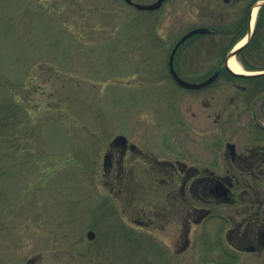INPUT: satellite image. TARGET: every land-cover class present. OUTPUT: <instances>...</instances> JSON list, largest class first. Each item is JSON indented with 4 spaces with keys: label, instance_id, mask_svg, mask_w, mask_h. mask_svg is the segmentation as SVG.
I'll return each instance as SVG.
<instances>
[{
    "label": "rangeland",
    "instance_id": "1",
    "mask_svg": "<svg viewBox=\"0 0 264 264\" xmlns=\"http://www.w3.org/2000/svg\"><path fill=\"white\" fill-rule=\"evenodd\" d=\"M197 1L149 14L123 0H0V115L11 105L20 122L0 142V264H130L117 253L159 263L158 248L127 241L112 210L124 200L102 189L100 170L116 133L173 128L160 122L172 90L154 94L148 81L204 24Z\"/></svg>",
    "mask_w": 264,
    "mask_h": 264
},
{
    "label": "flooded vegetation",
    "instance_id": "2",
    "mask_svg": "<svg viewBox=\"0 0 264 264\" xmlns=\"http://www.w3.org/2000/svg\"><path fill=\"white\" fill-rule=\"evenodd\" d=\"M261 1H197V19L204 24L193 30L209 32L185 41L174 69L193 84L216 78L185 89L169 70V56L166 77L148 83L154 94L165 84L172 90L160 122L169 119L173 128L158 136L133 126L129 133H116L104 151L99 183L125 203L121 213L112 209L113 217L127 231L128 242L133 237L136 245L158 248V264H264ZM231 56L241 74L230 69ZM119 136L125 139L115 141ZM95 227L87 232L90 243H99ZM115 260L135 264L118 253Z\"/></svg>",
    "mask_w": 264,
    "mask_h": 264
},
{
    "label": "water",
    "instance_id": "3",
    "mask_svg": "<svg viewBox=\"0 0 264 264\" xmlns=\"http://www.w3.org/2000/svg\"><path fill=\"white\" fill-rule=\"evenodd\" d=\"M129 5H133L134 7H136L137 9L139 10H149V11H152V10H156V9H159L162 4L164 3V1L166 0H158L157 2L153 3V4H150V5H144V4H139V3H135L133 0H125ZM262 6L264 5V2L259 4L258 6ZM209 31L208 29L206 28H200V29H196V30H193L191 31L190 33H188L187 35H185L178 43L177 45L175 46L174 50H173V53L171 55V60H170V68H171V73L174 77V79L176 80V82L181 85L182 87H185V88H188V89H199V88H202L204 86H207L208 84H210L216 77L213 76L211 77L210 79H208L207 81L201 83V84H192V83H189V82H186L184 80H182L181 78H179V76L177 75L175 69H174V65H173V62H174V57L176 55V52L178 50V48L187 40L189 39L190 37L194 36V35H197V34H207ZM233 55V53L231 54ZM125 139L123 136L121 137H118L115 139V141H119V140H123ZM105 164H106V159H105ZM89 239L93 240L94 239V234L92 232L89 233L88 235Z\"/></svg>",
    "mask_w": 264,
    "mask_h": 264
},
{
    "label": "trees",
    "instance_id": "4",
    "mask_svg": "<svg viewBox=\"0 0 264 264\" xmlns=\"http://www.w3.org/2000/svg\"><path fill=\"white\" fill-rule=\"evenodd\" d=\"M11 107V105H6V107L4 108L5 115H0V142L5 140V132L13 131V129L17 128L16 126L20 124L19 120H15V115L13 114V107L12 110H10Z\"/></svg>",
    "mask_w": 264,
    "mask_h": 264
},
{
    "label": "bare ground",
    "instance_id": "5",
    "mask_svg": "<svg viewBox=\"0 0 264 264\" xmlns=\"http://www.w3.org/2000/svg\"><path fill=\"white\" fill-rule=\"evenodd\" d=\"M244 43H245V40H243L241 43H239V44L237 45L236 48L241 47ZM228 65H229L230 69H231L233 72H235V73H237V74H241L242 69H241V67L239 66V64L236 62L235 59H233V58L230 59L229 62H228Z\"/></svg>",
    "mask_w": 264,
    "mask_h": 264
}]
</instances>
